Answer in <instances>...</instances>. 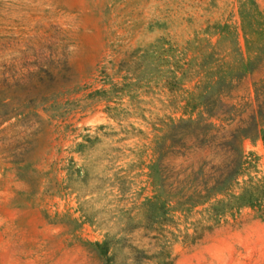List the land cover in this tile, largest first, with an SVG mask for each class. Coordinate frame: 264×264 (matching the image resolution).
<instances>
[{
    "label": "rangeland",
    "instance_id": "obj_1",
    "mask_svg": "<svg viewBox=\"0 0 264 264\" xmlns=\"http://www.w3.org/2000/svg\"><path fill=\"white\" fill-rule=\"evenodd\" d=\"M0 264H264V0H0Z\"/></svg>",
    "mask_w": 264,
    "mask_h": 264
},
{
    "label": "trees",
    "instance_id": "obj_2",
    "mask_svg": "<svg viewBox=\"0 0 264 264\" xmlns=\"http://www.w3.org/2000/svg\"><path fill=\"white\" fill-rule=\"evenodd\" d=\"M256 128L258 130L257 124ZM239 140L240 135L235 133L222 144L223 150L220 154L224 157L227 173L217 177L213 172L216 169L215 166L204 161L197 171L192 168H187L184 173V179H180V174H177L174 182V185H176L175 195L181 194L184 190L186 191V195H189L181 205L188 206L189 210L206 205L227 188L229 181L236 177L245 165V157L241 149L236 148V143ZM175 153L185 156L183 152ZM208 166H210V171L206 172Z\"/></svg>",
    "mask_w": 264,
    "mask_h": 264
}]
</instances>
